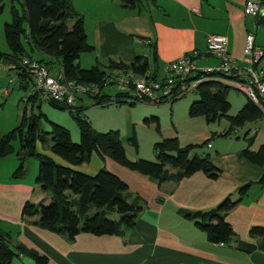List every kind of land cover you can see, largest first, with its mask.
I'll return each mask as SVG.
<instances>
[{
  "label": "crops",
  "instance_id": "0c3cea01",
  "mask_svg": "<svg viewBox=\"0 0 264 264\" xmlns=\"http://www.w3.org/2000/svg\"><path fill=\"white\" fill-rule=\"evenodd\" d=\"M244 2L156 0V6L144 3L138 11L120 7L119 0H72L74 10L83 18L87 41L94 47V52L89 54V68L96 64L106 67L109 63L129 65L136 57L146 58L151 63L153 48L157 69L151 65L149 72L158 76H162L164 67L170 62L195 51L203 53L206 38L213 34L226 37L228 52L235 64L244 65L245 38L254 32L253 20L243 14ZM255 44L261 47L256 38ZM216 65L217 61L210 57L195 59L197 68ZM259 67L262 68L260 64ZM219 82L230 87L226 82ZM151 118L157 119L153 122L159 130L158 118L147 119ZM243 127L246 129L243 143L235 149L216 146L214 155L203 152L210 155L211 164L220 171L216 180L197 172L178 183L159 184L109 158L101 159L103 168L125 183L133 197L139 198L143 210L135 226L123 235L82 233L72 242L34 225L38 217L22 220L24 204H38L44 195L38 194L40 187L36 179L26 175L13 179L18 165L15 155L0 158V234L7 236L13 247L21 245L45 255L49 264H264L263 251L238 249V242L257 246L260 240L251 238L249 230L255 226L264 227V182H260L264 178V165L260 167L240 157L247 147L252 152L264 147V120L246 123ZM173 138L179 141L177 137ZM201 138L203 142L212 139L207 130L201 132ZM130 145L135 150L138 148V144L137 148ZM153 146L151 154L144 157L149 159L147 161H156ZM180 146L184 147L181 143ZM208 146V149L214 148ZM170 173L174 171L170 170ZM245 184L250 187L239 198L236 192ZM228 196L239 201L226 216L236 241L226 245L210 243L205 233L185 215L212 210ZM111 218L117 220L116 215Z\"/></svg>",
  "mask_w": 264,
  "mask_h": 264
},
{
  "label": "trees",
  "instance_id": "16d2710c",
  "mask_svg": "<svg viewBox=\"0 0 264 264\" xmlns=\"http://www.w3.org/2000/svg\"><path fill=\"white\" fill-rule=\"evenodd\" d=\"M9 1L11 3L10 22L4 25V37L10 52L9 54L0 53V57L18 60L25 56L50 68L56 63L66 80L98 84L100 91L96 95H87L97 100L96 105L134 106L137 104L128 92L117 93L114 97L106 94L107 88L102 86V79L107 73L116 70H131L137 76L148 73L151 65L156 70L158 61L153 48L151 63L146 58L136 57L134 63L129 65L109 63L103 67L96 64L89 69H83L79 66L78 60L83 54L93 53L94 47L87 41L83 18L74 10L72 0ZM15 1L18 6L15 5ZM155 1L119 0V5L124 9L140 11L144 3L156 6ZM4 2L5 0H0V14L3 11ZM262 6L264 7V0H262ZM259 22H262L260 18L257 26L260 25ZM36 53L39 54L38 58L35 57ZM17 78L19 89L29 92L31 79L23 73H17ZM228 90L229 86L217 80L204 81L195 91L198 99L190 103L188 107L189 117H203L208 125L225 119L228 128L220 134L224 138L229 137L246 123L262 118L258 109L249 100L236 115H229L231 104L227 99ZM36 102H39V99L33 95L28 98L27 103L33 105ZM47 104L58 110H68L78 128L79 142L73 143L69 131L58 124L50 123L49 132H40L39 116L32 114V108L29 114L25 109L19 125L0 135V158L15 153L14 143L17 141L20 143L15 153L18 167L12 175L13 179L24 176V165L28 159H36V184L42 191L51 192V201L48 205H42V202L38 204L26 202L21 210V218L28 220L38 217V220L33 222L34 225L62 235L69 242L82 233L93 236L123 235L125 231L135 226L138 215L143 210L139 198L131 195L127 185L104 168L93 176L73 168L85 164L94 152L101 159L109 158L118 165L147 176L159 184L178 183L197 172L204 173L212 180L220 176V171L211 164L210 155L198 153L210 144V140L200 145L182 147L175 138L164 139L153 146L155 162L142 159L130 160L120 140L119 132L94 131L88 120L80 116L84 108L76 107V105L67 107L57 102ZM148 121L146 119V122ZM150 121H157V119L151 118ZM37 141L69 166L59 165L50 156L38 153ZM129 143L137 148L134 136L129 138ZM240 157L262 167L264 147L257 152H252L247 147L240 153ZM170 170L174 173H170ZM260 182H264V178ZM249 187L250 184L239 187L236 192L238 197H243ZM238 202L228 196L212 210L186 213L185 217L192 221L197 229L205 233L208 242L230 244L236 241V238L231 226L226 222V216ZM113 215H116L117 220L111 218ZM249 236L258 238L259 244L251 246L238 242V249L245 252L259 249L264 252V227H251ZM21 256L31 258L36 264H49L45 255L21 245L13 247L8 242L7 236L0 234V264H11L14 257Z\"/></svg>",
  "mask_w": 264,
  "mask_h": 264
},
{
  "label": "rangeland",
  "instance_id": "374dc122",
  "mask_svg": "<svg viewBox=\"0 0 264 264\" xmlns=\"http://www.w3.org/2000/svg\"><path fill=\"white\" fill-rule=\"evenodd\" d=\"M15 5L18 6L17 1ZM10 8L11 3L9 0H5L3 3V11L0 14V53L9 54V48L4 37V25L10 22ZM260 25L254 32V38L256 43L261 45L264 50V17L260 18ZM71 24H69L70 26ZM253 31V30H251ZM89 54L81 55L79 59L80 67L88 69L91 64ZM35 57H39L36 53ZM260 66L264 70V58L262 59ZM52 69L58 70L59 65L54 64ZM152 70V68H151ZM12 79V82L9 80ZM19 79L11 73L0 72V135H3L19 125L20 119L24 110L30 113L32 108V114L39 116L38 126L40 132H49L50 123L58 124L67 129L71 135L73 143L79 142V132L71 114L68 110H58L52 108L47 103L35 104L25 103L24 98L26 92L18 88ZM3 90H7L8 95H3ZM123 92L116 86L105 89V93L114 97L115 94ZM198 96L195 92H190L179 101L174 102L172 105L169 103L154 106L148 103H137L134 106L124 105H109L99 106L96 105L97 100L92 97L82 96L77 102L76 107L84 108L81 113V117L86 118L90 123L92 129L98 133H107L110 131L119 132L120 140L126 151L127 157L131 159L142 158L149 156L152 152V146L154 143L162 140L163 138L177 137L180 143L185 146L188 144H200L204 140L201 138V132L208 131V136L212 137L209 141L213 149L204 147L199 150L198 153L209 152L215 154L216 146L228 148L230 150L235 149L241 145L242 136L246 129L245 127L236 130L235 134H232L228 138L220 136L227 128L228 123L225 119L211 125H206L203 117L191 118L188 115V107L190 103L196 101ZM227 99L231 104L229 115L234 116L241 109L246 102V96L230 86L228 90ZM151 116L158 118V127L153 121L146 122V119ZM134 136L137 140L138 152L130 145L129 138ZM237 136L240 137L237 140ZM20 143L17 141L14 143L15 153L19 149ZM36 151L38 153L46 154L53 158L54 162L64 167L69 166L65 161L51 154L46 147L40 142L36 143ZM13 153V155H15ZM221 153V152H219ZM151 159H154L151 156ZM149 160V159H146ZM18 167V165H17ZM104 167V163L101 158L94 152L90 159L84 166H77L74 169L80 171L89 176L95 175L99 169ZM26 169L25 174L29 179H36L37 177V161L35 158L28 159L24 165ZM16 170V169H15ZM106 170V169H105ZM34 176V177H33ZM25 178V176H23ZM38 194H43L44 199L42 205H48L51 201L50 191H40ZM11 264H36L34 260L29 257L18 258L14 257Z\"/></svg>",
  "mask_w": 264,
  "mask_h": 264
},
{
  "label": "built area",
  "instance_id": "2783aa9c",
  "mask_svg": "<svg viewBox=\"0 0 264 264\" xmlns=\"http://www.w3.org/2000/svg\"><path fill=\"white\" fill-rule=\"evenodd\" d=\"M243 14L253 20L254 32L257 21L264 15L262 0H245ZM254 32L247 34L244 45V65H236L228 52V41L221 35H209L203 53L192 52L167 64L162 76L148 72L137 76L131 70H116L107 73L102 79V86H116L128 92L133 101L148 103L154 106L178 100L209 79L226 82L243 93L258 109L264 120V70L259 67L264 58V50L255 44ZM197 57L213 58L215 67L197 68ZM0 72L25 74L31 79V88L25 94L24 102L36 95L39 102H57L67 107H74L80 97L88 94L96 95L100 89L98 84H85L75 80H66L61 68L51 69L28 57L8 60L0 57ZM12 82V79L9 80ZM7 96V90H3Z\"/></svg>",
  "mask_w": 264,
  "mask_h": 264
}]
</instances>
